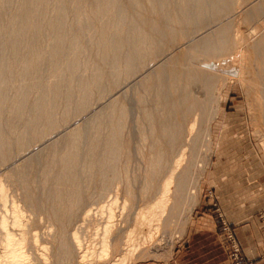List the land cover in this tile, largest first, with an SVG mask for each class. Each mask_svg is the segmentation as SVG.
I'll return each mask as SVG.
<instances>
[{
  "label": "rangeland",
  "instance_id": "obj_1",
  "mask_svg": "<svg viewBox=\"0 0 264 264\" xmlns=\"http://www.w3.org/2000/svg\"><path fill=\"white\" fill-rule=\"evenodd\" d=\"M166 99L181 112L168 140ZM176 166L127 264L188 247L195 264H237V248L264 264V0H0V264L3 220L30 264H114Z\"/></svg>",
  "mask_w": 264,
  "mask_h": 264
},
{
  "label": "bare ground",
  "instance_id": "obj_2",
  "mask_svg": "<svg viewBox=\"0 0 264 264\" xmlns=\"http://www.w3.org/2000/svg\"><path fill=\"white\" fill-rule=\"evenodd\" d=\"M26 3V2H25ZM29 3V2H28ZM26 5V4H25ZM31 5V4H30ZM26 6H29L26 5ZM22 7V6H21ZM106 7V6H105ZM23 8V7H22ZM32 8V7H31ZM30 9V7H26V11ZM37 9V8H36ZM23 10H25L23 8ZM138 10V9H137ZM25 11V12H26ZM31 11V10H30ZM29 11V12H30ZM27 11V13H25L22 18V22H21V26H20V32L17 33L18 35L20 34H24V31L26 32L27 30H24L25 28H27V24L28 22H32V20L30 19V15L31 14ZM29 13V14H28ZM65 14V12H64ZM33 15V14H32ZM62 15V14H60ZM64 16V15H63ZM66 16V15H65ZM60 18V16H59ZM58 18V20H59ZM65 18V17H64ZM62 20V21H61ZM60 21V23H59ZM58 21V23L60 24V27L58 28V30L60 31V34H62V31L65 32V28L64 26L62 25L63 22H64V19L63 18H60V20ZM57 23V24H58ZM58 24V26H59ZM19 26V25H18ZM29 27V26H28ZM57 27V26H56ZM35 30V29H33ZM59 34V35H60ZM65 34H63V37L61 38H64ZM19 37V36H18ZM21 37V35H20ZM20 39V38H18ZM65 39V38H64ZM60 40V39H59ZM62 41V40H60ZM63 43V42H61ZM60 44V42H59ZM17 45V44H16ZM21 45V44H20ZM142 45V44H141ZM22 46V45H21ZM24 46V45H23ZM28 46V45H27ZM32 47V46H31ZM35 49V48H33ZM33 51V50H32ZM31 52V51H29ZM36 52V51H35ZM60 56V54H59ZM30 58V57H29ZM36 58V57H35ZM196 74V73H194ZM195 78V77H194ZM196 87V86H195ZM193 85H191L190 87H188L189 91H193ZM198 89V88H197ZM195 90V89H194ZM199 90V89H198ZM183 91V90H182ZM180 91V94H178L179 96L176 97L175 99V103H179V107H180V104L181 106L183 105V103H185L186 105V111L184 113H188L190 111H192L193 108H199V105H198V101L195 99V97H193V95H189L184 92ZM197 97V96H196ZM166 106L164 111L167 110V113H166V118H164V120H162V126H161V132H163L164 134H167V140L169 139L168 137L171 135L172 137L178 135V124L176 123V117L175 116H178L180 115L181 112H179V107H177L175 104L172 105V103L170 104V100L169 99H166ZM201 102V101H200ZM203 104V103H202ZM200 103V106L201 108H203V105ZM206 104V103H205ZM172 105V106H171ZM206 107V106H205ZM205 109V108H204ZM203 109V110H204ZM38 110V109H37ZM183 114V113H182ZM185 115V114H184ZM190 115V114H189ZM192 115V114H191ZM180 117V116H179ZM184 117V116H183ZM188 117V116H187ZM182 119V118H181ZM181 122H183L182 120H179ZM180 122V123H181ZM181 125V124H180ZM190 126V125H189ZM192 127H189V128H194V126H196V122L195 124L191 125ZM190 130V129H189ZM192 131V130H190ZM180 133V132H179ZM191 133V132H190ZM169 135V136H168ZM179 137V136H178ZM177 138V137H175ZM169 141H171V144L175 145V146H178L179 147V144L176 145V141L171 138ZM182 141V140H180ZM170 145V143H168ZM171 145V146H173ZM114 147V146H113ZM170 147V146H169ZM175 148V149H178ZM167 148V147H166ZM173 148V147H172ZM182 156L180 158V160H178V163L182 162L186 155H187V150H184L182 151ZM175 153V152H174ZM178 153V152H176ZM65 154V153H64ZM66 155V154H65ZM179 156V155H178ZM180 161V162H179ZM62 168V167H61ZM176 168V169H175ZM177 168L178 166L174 167V172L171 173V175H169V177L167 178L168 180L164 183V186H163V189L162 190V196L157 199L154 203L150 204L149 206L147 207H144V208H141L137 213H136V217H135V222L133 221V224L134 226L129 228V230H127L126 232V235H125V240H124V245H125V252L122 253L123 255L120 257V258H117L116 261H114V264H127L129 263L133 258L134 256L136 255L137 252H139L141 249H143L146 244H148L149 242H151V240L155 237L154 235L156 234L155 230L158 229V225L160 224V220L162 218V214L166 211V207H167V204H169V201H170V192L172 190V185H173V180L175 179L174 178V175L177 171ZM115 171V170H114ZM146 173V172H145ZM120 174V173H119ZM45 179V178H44ZM112 184V183H111ZM163 185V184H162ZM117 189V188H116ZM1 194V193H0ZM116 194V193H115ZM8 195V194H7ZM69 195V194H68ZM4 198H5V193L3 194V191H2V199L4 201ZM60 199V198H59ZM59 202V201H58ZM2 203V202H1ZM13 203V202H12ZM112 203V202H111ZM125 204V203H124ZM112 205V204H111ZM3 206V205H2ZM103 209V208H102ZM115 210V209H114ZM17 214V213H16ZM100 214V213H99ZM110 215V220L111 221H108L107 224H109V226L107 225L106 229L107 233H109L108 231L110 230L109 228L111 227V223H113V219H114V214L111 212ZM9 216V215H8ZM105 216V215H104ZM15 217V216H13ZM108 218V220H109ZM14 219V218H13ZM21 218H19V216H16L15 217V222L14 224H19L21 221H20ZM120 219V218H119ZM129 219V218H128ZM113 220V221H112ZM7 221L3 220L1 222V227H2V231H5L3 233H5L6 237H5V241L4 243L6 244L5 248H4V251H5V260L7 259V261L9 262L8 264H30V262L28 263V260L26 261V254L25 252L23 251V248H24V244L23 243V240H19L17 239L12 233L10 234L9 231L7 230ZM104 227V226H103ZM15 228V227H14ZM97 228V227H96ZM1 229V228H0ZM20 231V230H19ZM106 233V235L104 236V240H102L103 242V245H102V251L104 254H107L108 252V248H109V235ZM21 236V234H20ZM77 242L78 244L80 243L79 242V238L77 237V235H75ZM98 238V237H97ZM100 243V242H99ZM77 244V245H78ZM150 244V243H149ZM148 244V245H149ZM81 245V244H79ZM78 245V246H79ZM3 246V245H2ZM143 247V248H142ZM145 247H148V246H145ZM113 248V247H112ZM67 250V249H66ZM66 253V252H65ZM88 254V253H87ZM28 257V256H27ZM87 260V259H86ZM84 263V262H83ZM7 264V263H6ZM112 264V263H110Z\"/></svg>",
  "mask_w": 264,
  "mask_h": 264
},
{
  "label": "crops",
  "instance_id": "obj_3",
  "mask_svg": "<svg viewBox=\"0 0 264 264\" xmlns=\"http://www.w3.org/2000/svg\"><path fill=\"white\" fill-rule=\"evenodd\" d=\"M190 247L186 248L183 252L178 251L177 257L173 260V264H195L190 260Z\"/></svg>",
  "mask_w": 264,
  "mask_h": 264
},
{
  "label": "built area",
  "instance_id": "obj_4",
  "mask_svg": "<svg viewBox=\"0 0 264 264\" xmlns=\"http://www.w3.org/2000/svg\"><path fill=\"white\" fill-rule=\"evenodd\" d=\"M238 252H239V250H238V248L236 249V255H235V261L237 262V264H239V261H240V259H239V255H238Z\"/></svg>",
  "mask_w": 264,
  "mask_h": 264
}]
</instances>
